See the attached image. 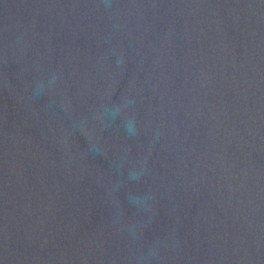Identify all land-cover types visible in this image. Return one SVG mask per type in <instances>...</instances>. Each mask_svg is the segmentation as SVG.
<instances>
[{"label":"water","instance_id":"95a60500","mask_svg":"<svg viewBox=\"0 0 264 264\" xmlns=\"http://www.w3.org/2000/svg\"><path fill=\"white\" fill-rule=\"evenodd\" d=\"M0 264H264V0H0Z\"/></svg>","mask_w":264,"mask_h":264}]
</instances>
